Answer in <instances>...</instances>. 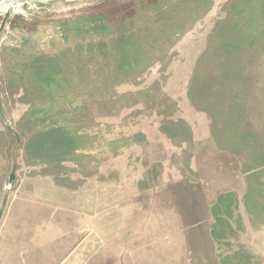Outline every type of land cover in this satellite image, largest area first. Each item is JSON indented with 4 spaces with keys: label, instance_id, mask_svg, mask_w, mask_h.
I'll list each match as a JSON object with an SVG mask.
<instances>
[{
    "label": "rangeland",
    "instance_id": "rangeland-1",
    "mask_svg": "<svg viewBox=\"0 0 264 264\" xmlns=\"http://www.w3.org/2000/svg\"><path fill=\"white\" fill-rule=\"evenodd\" d=\"M13 1L0 248L264 264V0Z\"/></svg>",
    "mask_w": 264,
    "mask_h": 264
},
{
    "label": "crops",
    "instance_id": "crops-1",
    "mask_svg": "<svg viewBox=\"0 0 264 264\" xmlns=\"http://www.w3.org/2000/svg\"><path fill=\"white\" fill-rule=\"evenodd\" d=\"M0 264H37V261L35 257H27L25 253L16 254L15 248L12 247L0 248Z\"/></svg>",
    "mask_w": 264,
    "mask_h": 264
},
{
    "label": "water",
    "instance_id": "water-1",
    "mask_svg": "<svg viewBox=\"0 0 264 264\" xmlns=\"http://www.w3.org/2000/svg\"><path fill=\"white\" fill-rule=\"evenodd\" d=\"M0 1H1V0H0ZM8 15H9V11H8L7 14L5 15L4 20H3V23H2V25H1V27H0V34H1V31H2L3 25H4V23L6 22V19H7ZM0 114H1V117H2L3 121H4L5 124L7 125V120H6L5 115H4L3 111H2L1 103H0ZM8 129H9L10 131H12L14 134H16V135L18 136V134L16 133V131H15L14 129H12V127H9V126H8ZM18 137H19V136H18ZM13 179H14V173H12L11 176H10V180H13ZM0 216H1V213H0Z\"/></svg>",
    "mask_w": 264,
    "mask_h": 264
},
{
    "label": "bare ground",
    "instance_id": "bare-ground-1",
    "mask_svg": "<svg viewBox=\"0 0 264 264\" xmlns=\"http://www.w3.org/2000/svg\"><path fill=\"white\" fill-rule=\"evenodd\" d=\"M7 0H1L0 1V7L2 6V9H10V7L12 6V4H14V1L13 0H9L8 2H6ZM27 1H30V2H35L37 0H27ZM48 1H51V0H48ZM41 3H45V4H49L48 2H41ZM19 4V3H18Z\"/></svg>",
    "mask_w": 264,
    "mask_h": 264
}]
</instances>
